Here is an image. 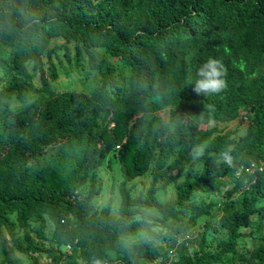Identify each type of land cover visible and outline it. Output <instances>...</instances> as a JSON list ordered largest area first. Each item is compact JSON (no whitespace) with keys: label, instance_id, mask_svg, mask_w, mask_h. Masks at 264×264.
I'll return each mask as SVG.
<instances>
[{"label":"trees","instance_id":"obj_1","mask_svg":"<svg viewBox=\"0 0 264 264\" xmlns=\"http://www.w3.org/2000/svg\"><path fill=\"white\" fill-rule=\"evenodd\" d=\"M209 57L227 88L197 96L186 82ZM241 110L245 133L225 130ZM200 142L209 147L193 161ZM228 147L232 166H214ZM111 154L118 214L112 200L97 206ZM62 156L76 165L70 182ZM263 159L264 0H0L1 264H17L13 252L34 264H236L247 237L249 264H264V172L247 171ZM149 171L150 188L133 196ZM172 183L177 197L163 201ZM218 228L228 237L209 250Z\"/></svg>","mask_w":264,"mask_h":264},{"label":"rangeland","instance_id":"obj_2","mask_svg":"<svg viewBox=\"0 0 264 264\" xmlns=\"http://www.w3.org/2000/svg\"><path fill=\"white\" fill-rule=\"evenodd\" d=\"M61 41H58V43ZM74 53V52H73ZM88 77V75H82L80 74L78 77L75 76L73 78V80L76 81L75 85L79 86L78 90H82L83 84H86V82L89 81V79H86ZM67 80V77L62 76L59 80L58 84V90H62V86L63 83L65 84V81ZM247 113L246 110H241L237 113L236 117L234 119H232L229 122H221V126L225 129V130H238V135H242L245 133L247 124H248V120H246L244 118L245 114ZM165 112L164 111H160L159 113H157V115H161L163 117H165ZM250 113H247V115L249 116ZM213 125V124H212ZM110 157L113 158L112 154L110 155ZM115 161L113 163L112 166L108 165L107 161L105 162V164L101 167L100 169V179L103 182L104 188L103 191L101 193V195L98 197L97 199V206L99 208L104 207L108 204L109 200H112L113 203V213L118 214V207L120 204V200H121V196H120V191H119V184L121 183V181L123 180V177L120 174V170H119V163L117 162V160L115 158H113ZM55 166L57 167V169L62 172L63 174H65L70 181H72L73 177H74V173H75V169H76V165L74 164L73 161H71L69 158L67 157H60L58 159V161L55 163ZM199 168H201V166H199ZM199 173V171H197ZM234 178H231L228 180V184H233ZM153 182V175L152 172L149 171L147 172L145 175L140 176L138 178H136L133 182H131L130 184L133 185V196H138L139 194L146 192L151 184ZM86 191V189H85ZM177 197V187H176V183H172L170 184L161 194V199L163 201H170L172 199H175ZM220 196H215L213 197L214 199L219 198ZM212 199V198H211ZM151 213L154 216H158V212L153 210L151 211ZM207 217L206 216H202L201 218H199V220L197 221V226L198 228H194L195 230H191L189 231V233L191 234L190 236L193 237V240L195 241V243L193 245H190L189 247V252L191 254H194V252L196 251V249H199V244H200V239H201V235H202V227L205 225L206 221H207ZM256 220V223H258V220ZM155 229L157 231H161V232H165L167 231L165 228L159 227V226H155ZM199 230V232H195L196 230ZM50 230V227H48V231ZM189 236V235H188ZM187 236V237H188ZM189 236V237H190ZM228 237L227 234L224 233L223 230H221L220 228L215 229V230H211L208 234L207 237V246L209 250H214V249H218L219 246L217 245L218 241H221L223 239H226ZM183 238V237H182ZM240 244H241V249L246 255L247 258L246 260H238L236 264H249V260H252L251 257V253L252 250L254 249V241L252 237H247V238H243L240 239ZM13 256L14 259L16 261L17 264H34V258L28 254H22V253H17V252H13ZM1 260H2V256L0 254V264H1ZM40 262V263H39ZM254 264H257V261L253 260ZM36 264H45V261L42 260L38 261Z\"/></svg>","mask_w":264,"mask_h":264},{"label":"clouds","instance_id":"obj_3","mask_svg":"<svg viewBox=\"0 0 264 264\" xmlns=\"http://www.w3.org/2000/svg\"><path fill=\"white\" fill-rule=\"evenodd\" d=\"M226 73L227 70L221 60L209 57L196 69L194 77L189 76L186 85H192V92L197 96L207 97L219 94L227 88ZM208 147L209 145L204 142L194 144L191 147V159L197 161L202 158L205 155V149ZM233 160L232 149L228 147L213 158V165L219 167L223 164L230 167L233 164ZM138 237L141 239L149 238L144 232L138 233ZM134 242L135 239L131 236H125L121 240L125 247L130 246Z\"/></svg>","mask_w":264,"mask_h":264},{"label":"built area","instance_id":"obj_4","mask_svg":"<svg viewBox=\"0 0 264 264\" xmlns=\"http://www.w3.org/2000/svg\"><path fill=\"white\" fill-rule=\"evenodd\" d=\"M260 166L257 162H253L250 167L247 168L248 172L255 173L256 170L264 172V159L260 161Z\"/></svg>","mask_w":264,"mask_h":264}]
</instances>
